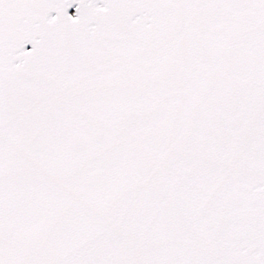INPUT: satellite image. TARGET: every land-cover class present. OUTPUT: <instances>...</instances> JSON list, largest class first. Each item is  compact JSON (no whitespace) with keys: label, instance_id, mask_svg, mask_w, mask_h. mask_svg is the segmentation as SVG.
<instances>
[{"label":"snow or ice","instance_id":"obj_1","mask_svg":"<svg viewBox=\"0 0 264 264\" xmlns=\"http://www.w3.org/2000/svg\"><path fill=\"white\" fill-rule=\"evenodd\" d=\"M0 264H264V0H0Z\"/></svg>","mask_w":264,"mask_h":264}]
</instances>
